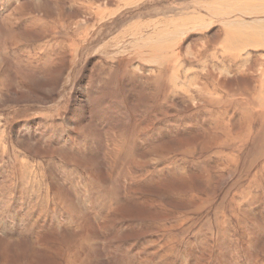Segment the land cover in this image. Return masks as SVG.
Segmentation results:
<instances>
[{
    "label": "rangeland",
    "instance_id": "374dc122",
    "mask_svg": "<svg viewBox=\"0 0 264 264\" xmlns=\"http://www.w3.org/2000/svg\"><path fill=\"white\" fill-rule=\"evenodd\" d=\"M263 89L264 0H0V264H264Z\"/></svg>",
    "mask_w": 264,
    "mask_h": 264
},
{
    "label": "bare ground",
    "instance_id": "6f19581e",
    "mask_svg": "<svg viewBox=\"0 0 264 264\" xmlns=\"http://www.w3.org/2000/svg\"><path fill=\"white\" fill-rule=\"evenodd\" d=\"M261 95H262V97H261V102H262V104H264V89H263V91L261 92ZM260 102V101H259Z\"/></svg>",
    "mask_w": 264,
    "mask_h": 264
}]
</instances>
